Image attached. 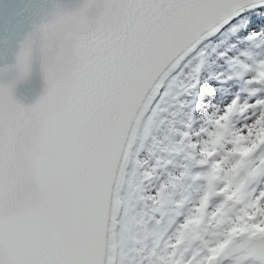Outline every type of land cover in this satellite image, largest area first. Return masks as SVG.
<instances>
[{
    "label": "snow or ice",
    "instance_id": "obj_1",
    "mask_svg": "<svg viewBox=\"0 0 264 264\" xmlns=\"http://www.w3.org/2000/svg\"><path fill=\"white\" fill-rule=\"evenodd\" d=\"M89 16L97 19L95 31L74 50L70 46L63 58L46 55L35 45L34 35L45 41L58 38L66 26L83 24ZM257 19L259 30L253 27ZM225 26L239 27L251 39L261 36L264 0H82L73 10L56 4L35 26L13 53L14 64L0 68V74L16 73L14 80H0V264H116L104 252V234L113 216L119 220L122 213L115 209L125 208L132 191L130 187L125 195L128 150L135 140L130 121L135 114L151 122L171 95L176 70L194 57L205 38ZM35 60L46 90L35 104L25 106L14 89ZM237 63V75L257 86L254 99L239 107L237 97L212 120L214 130L201 147L200 161L212 160L204 176L208 191L159 264H185L186 249L180 246L199 234L206 218L224 223L229 202L244 201L249 182L264 171L250 167L254 153L264 146V96L256 95L264 91V58L253 65ZM188 87L194 84L183 86L184 91ZM236 112L251 113L240 132L230 127ZM226 143L233 145L234 157L227 167L223 159H212ZM217 183L224 184L219 191ZM217 194L224 201L209 216V199ZM167 200L163 194L154 199L153 212ZM262 202L264 192L247 204L253 212L245 211V216L264 217ZM136 222L127 217V224ZM260 224L264 221L247 227L235 223L197 264H217L245 231L257 243L244 247L236 264H264Z\"/></svg>",
    "mask_w": 264,
    "mask_h": 264
},
{
    "label": "rangeland",
    "instance_id": "obj_2",
    "mask_svg": "<svg viewBox=\"0 0 264 264\" xmlns=\"http://www.w3.org/2000/svg\"><path fill=\"white\" fill-rule=\"evenodd\" d=\"M260 24L261 21L255 22L253 27L259 30ZM260 58H264V34L251 39L249 32L239 27L230 29L225 26L201 44L182 69L176 70L171 95L151 122L144 117L130 152L125 195H128L130 187L132 191L125 208H118L122 214L119 220L116 219L112 255L116 264H120L121 260L123 264H159L160 257H167L173 251L170 245L175 243L181 225L195 214L208 191L204 176L212 160L207 164H201L200 161L204 159L201 147L214 130L212 120L237 97L239 106L250 104L254 99L252 94L257 86L247 83V77L237 75L240 71L237 61L253 65ZM197 66L199 71L193 73L192 70ZM191 84L194 87L184 91L183 86ZM256 95L264 96V91L256 92ZM238 114L236 112L231 118L233 132H240L249 123V119L241 123ZM232 147V144L226 143L212 159H223L227 167L234 159L230 155ZM262 161L264 146L254 153L250 167L264 169ZM145 173L150 175L145 176ZM136 185H139L138 190L135 189ZM223 187V183H217L215 190L219 191ZM261 192H264V171L251 179L244 201L229 202L224 223L218 224L206 218L199 234L180 246L181 251L186 249L183 257L185 264L188 260H192L193 264L202 260L208 254V248L222 242L225 232L235 223L247 227L257 221H264V217L249 219L245 216V211L249 215L253 212L246 207L247 204L257 200ZM161 194L168 198L167 203L160 211L153 212L156 206L154 199H159ZM223 201V195L210 197L207 208L209 216ZM129 216L135 217L137 222L127 224ZM241 217L244 219L241 220ZM259 227L264 229V224ZM238 236L241 237L240 242L234 239L230 245L231 254L222 257L217 264H236L243 252L242 244L249 238L248 231ZM245 264H251V261Z\"/></svg>",
    "mask_w": 264,
    "mask_h": 264
},
{
    "label": "water",
    "instance_id": "obj_3",
    "mask_svg": "<svg viewBox=\"0 0 264 264\" xmlns=\"http://www.w3.org/2000/svg\"><path fill=\"white\" fill-rule=\"evenodd\" d=\"M80 3L82 0H0V68L14 64L13 53L18 49L20 42L29 33L35 32V26L48 18L56 4L61 5L65 10H73ZM96 26V17L89 16L83 24L73 23L66 26L58 38H50L45 41L39 34H36L33 39L35 45L41 48L44 54L63 58L70 46L74 50L76 43L82 37L92 34ZM211 37H207L203 41ZM89 59H92L91 55ZM15 77L14 70L0 74V80L5 82L14 80ZM45 90L46 83L40 62L35 60L28 77L16 83L14 95L21 104L31 106L39 100ZM143 118L144 116L141 115L137 119L134 114L129 125L132 129L130 135L133 133L134 136L136 135ZM130 150L131 148L128 151L130 152ZM114 230L115 216H113V222L107 226V231L104 234V252L106 255H111L113 252ZM255 243H257L256 239H249L243 247H251Z\"/></svg>",
    "mask_w": 264,
    "mask_h": 264
},
{
    "label": "bare ground",
    "instance_id": "obj_4",
    "mask_svg": "<svg viewBox=\"0 0 264 264\" xmlns=\"http://www.w3.org/2000/svg\"><path fill=\"white\" fill-rule=\"evenodd\" d=\"M256 22H260V20L259 19H257L256 20ZM208 39H211V38H208ZM207 39V40H208ZM206 41V40H205ZM205 41H203V43L205 42ZM203 43H201V44H203ZM244 106V104H241L239 107H243ZM244 114V115H243ZM250 112H243V113H241V112H239V114L237 115V117H239L240 119H241V123H243L245 120H247L249 117H250ZM241 126V125H240Z\"/></svg>",
    "mask_w": 264,
    "mask_h": 264
}]
</instances>
